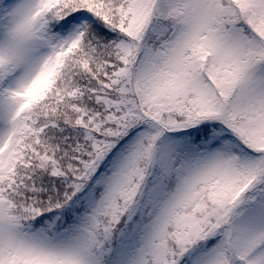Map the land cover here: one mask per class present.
<instances>
[{
	"label": "snow or ice",
	"instance_id": "1",
	"mask_svg": "<svg viewBox=\"0 0 264 264\" xmlns=\"http://www.w3.org/2000/svg\"><path fill=\"white\" fill-rule=\"evenodd\" d=\"M0 264H264V0H0Z\"/></svg>",
	"mask_w": 264,
	"mask_h": 264
}]
</instances>
